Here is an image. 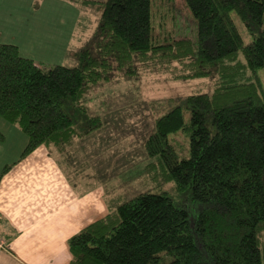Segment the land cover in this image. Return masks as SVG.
<instances>
[{
  "label": "trees",
  "instance_id": "16d2710c",
  "mask_svg": "<svg viewBox=\"0 0 264 264\" xmlns=\"http://www.w3.org/2000/svg\"><path fill=\"white\" fill-rule=\"evenodd\" d=\"M66 1L80 9L79 23L83 8L95 5ZM184 1L197 21L196 41L157 40L153 0H100L90 42L85 45L84 34L75 44L77 28L67 52L75 65L56 64L43 73L16 44L0 42V117L27 136L18 159L0 171V183L41 145L67 154L60 162L71 166L79 160L70 153L80 152V171L93 169L111 134L87 100L114 78H137L142 67L173 80L215 77L210 93L185 98L188 123L180 105L172 108L155 121L145 161L112 176L125 181L123 172L133 179L134 169H143L160 191L109 197V212L68 239L69 264H264V87L258 75L264 0ZM233 13L253 36L250 42L244 43ZM179 132L188 156L170 139ZM169 183L178 200L164 189Z\"/></svg>",
  "mask_w": 264,
  "mask_h": 264
},
{
  "label": "crops",
  "instance_id": "0c3cea01",
  "mask_svg": "<svg viewBox=\"0 0 264 264\" xmlns=\"http://www.w3.org/2000/svg\"><path fill=\"white\" fill-rule=\"evenodd\" d=\"M36 2L0 0V42L16 44L48 73L65 60L81 12L66 0ZM7 141V135L0 141V155ZM64 164L41 145L3 177L0 238L6 247L0 248V264H69L68 239L109 212L106 186L93 169L83 174L77 161Z\"/></svg>",
  "mask_w": 264,
  "mask_h": 264
},
{
  "label": "rangeland",
  "instance_id": "374dc122",
  "mask_svg": "<svg viewBox=\"0 0 264 264\" xmlns=\"http://www.w3.org/2000/svg\"><path fill=\"white\" fill-rule=\"evenodd\" d=\"M90 1L95 5L85 6L82 23H77L80 25L77 26L79 33L75 40L77 46H79L78 37L84 34L87 36L85 45L90 42L100 19L102 11L100 0H97L98 2ZM152 9L155 35H159L157 40L171 41L180 37L197 40V21L184 0H153ZM233 17L244 43L250 42L253 36L247 30L244 22L235 13H233ZM75 44L73 47H77ZM71 53L73 52L71 51ZM69 55L60 63L75 65L77 60L73 56L69 57ZM240 58L244 60L242 55ZM258 75L264 87V67L258 70ZM214 81V76L173 80L164 72L146 70L142 67L139 77L114 78L111 82L102 84L89 95L87 102L90 113L101 115L107 124L106 132L111 134V136L104 138L106 145L103 142L99 143L100 151H102V145L106 146L103 147L106 148V151L104 154L101 152V157H98V160L92 165L93 177L100 179L106 188L112 189L109 197H116L119 201L120 199H130L141 192L160 191V189L155 188L151 175H148L143 169L140 171L135 168V173H131L134 175L133 179L129 178V174H126L127 170L129 167L141 165L145 161V142L155 129V121L172 108L180 105L183 108L186 123H188L190 113L185 106V98L197 92L210 93L213 90ZM0 130L8 136V143L2 146L4 156L0 155L1 171L6 164L18 159L27 143V136L16 125L9 123L2 117H0ZM113 135L115 137L114 142ZM170 139L179 150L182 148L181 155L188 156V142L182 132L172 134ZM48 147L61 162L68 159L67 154L61 155L56 148ZM74 152L70 154H74L79 161L83 159L82 153ZM75 168L80 169L77 164H75ZM118 169L126 170V173L123 172L125 181H121L117 177L112 178L115 173L118 174ZM83 170V174H86L85 171H91ZM173 186L172 183H169L165 185L164 189L173 199L178 200Z\"/></svg>",
  "mask_w": 264,
  "mask_h": 264
},
{
  "label": "built area",
  "instance_id": "2783aa9c",
  "mask_svg": "<svg viewBox=\"0 0 264 264\" xmlns=\"http://www.w3.org/2000/svg\"><path fill=\"white\" fill-rule=\"evenodd\" d=\"M4 247H6V241L4 240V238H0V248Z\"/></svg>",
  "mask_w": 264,
  "mask_h": 264
}]
</instances>
